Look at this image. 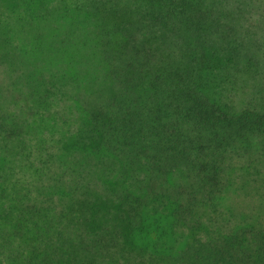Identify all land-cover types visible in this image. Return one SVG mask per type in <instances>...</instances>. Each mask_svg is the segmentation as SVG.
I'll use <instances>...</instances> for the list:
<instances>
[{
	"label": "trees",
	"instance_id": "obj_1",
	"mask_svg": "<svg viewBox=\"0 0 264 264\" xmlns=\"http://www.w3.org/2000/svg\"><path fill=\"white\" fill-rule=\"evenodd\" d=\"M239 183L264 188V0H0V264H264V197L218 207ZM162 217L190 239L158 258Z\"/></svg>",
	"mask_w": 264,
	"mask_h": 264
},
{
	"label": "rangeland",
	"instance_id": "obj_2",
	"mask_svg": "<svg viewBox=\"0 0 264 264\" xmlns=\"http://www.w3.org/2000/svg\"><path fill=\"white\" fill-rule=\"evenodd\" d=\"M10 2V0H4ZM253 6V4L251 5ZM255 8L262 9V6L255 3ZM253 9L248 7L249 12ZM250 184V183H249ZM218 201V207L222 211L229 212L230 216L237 215L239 212H247L253 209V203L260 197H264V188L258 189L253 185H242L239 183L229 188ZM136 239L145 247H150L157 252L158 258L168 253H175L184 246L190 239V232L184 227L172 226L169 218L162 217L161 221L149 223L136 236ZM155 243V244H154ZM154 245V248H153ZM164 263L160 261L159 264Z\"/></svg>",
	"mask_w": 264,
	"mask_h": 264
}]
</instances>
